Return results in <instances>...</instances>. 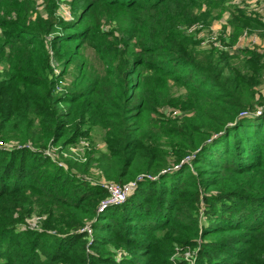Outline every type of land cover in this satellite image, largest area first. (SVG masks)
<instances>
[{"label":"trees","instance_id":"16d2710c","mask_svg":"<svg viewBox=\"0 0 264 264\" xmlns=\"http://www.w3.org/2000/svg\"><path fill=\"white\" fill-rule=\"evenodd\" d=\"M233 1L71 0L64 21L59 0H0V264H264V52L184 32L214 10L229 48L264 30ZM96 128L105 147L85 163L44 155ZM93 169L156 179L98 213Z\"/></svg>","mask_w":264,"mask_h":264},{"label":"rangeland","instance_id":"374dc122","mask_svg":"<svg viewBox=\"0 0 264 264\" xmlns=\"http://www.w3.org/2000/svg\"><path fill=\"white\" fill-rule=\"evenodd\" d=\"M35 2L37 3V5H39L38 10L39 12L42 9V6H40V4H42V0H35ZM71 2V0H59L58 3V13L59 16H61L64 21H71L73 19L72 16V12L69 6V3ZM246 5H243V2H241L240 0H234L232 2L233 5L237 6L238 8H244L245 10L248 12H251L252 14H258L259 16H261V18H264V0H246ZM227 6V5H226ZM230 6H227V8H229ZM226 8V7H224ZM226 8V9H227ZM231 10H233L232 7H230ZM211 17L212 19H208L207 20V24L204 23H200V22H196L191 26H199V28H194L192 33L188 32L187 28L186 30H184L185 34L189 37V39L191 38L192 40H196L199 44L198 47L199 49L202 47L201 44L202 42L206 41L207 42L211 39H213L214 37L217 39V42H219V38L226 37L229 44H231V34H233V29H231V27L228 25V19L230 18L229 12L228 11H224L222 13V16H218L217 15V11H213L211 13ZM244 33L247 35L246 37H244ZM264 33L263 30H258V29H254L252 31V33H248L247 31H243L239 34L236 42L233 44V46H231L232 48H230L231 53H237L238 52V48H250V49H254L257 48L259 49L261 52H264V35L262 34ZM263 35V36H262ZM229 36V37H228ZM220 43H222V41H220ZM225 44V43H222ZM202 49V48H201ZM83 60L86 62H91L92 65L94 64L95 66H97V63L95 62L96 57L94 56V52L90 49L86 50L83 53ZM56 65V64H54ZM58 73L61 71V68H56ZM69 73H74V66H71L69 68ZM64 83L65 86L67 84H69V82L72 80V75L71 74H65L64 75ZM172 84V94L174 96H180L185 94V91L182 88H178L175 87ZM263 86H260V89L262 90V92H264V88H261ZM164 112H169V110L164 109ZM175 114H179V112L177 110L173 111L172 116L175 117ZM91 144L88 140L86 139H80L78 140L73 146L77 147L75 152L81 157L83 158V160L78 161L76 160V156L74 157L72 155V153L70 152L68 154L67 158L64 159H71L74 162L77 163H85L87 161V154L94 151L95 153L102 151L105 147L104 142H103V131L99 128H96L94 130H92L91 132ZM84 142V143H81ZM56 149L54 148H49V150L46 151V154L51 155L54 154L57 158L63 153L61 150L59 151V155H56ZM65 153V152H64ZM63 153V154H64ZM63 154L61 156H63ZM53 157L52 160H55L56 157ZM59 160V159H58ZM91 180H94V182L92 183H102V182H106L105 178L103 176H101L99 174V172L96 169H93V174L90 176ZM112 182V181H109ZM27 226L31 229H37L38 225H37V220L36 218H31V219H27ZM90 235V234H89ZM92 235V233H91Z\"/></svg>","mask_w":264,"mask_h":264},{"label":"built area","instance_id":"2783aa9c","mask_svg":"<svg viewBox=\"0 0 264 264\" xmlns=\"http://www.w3.org/2000/svg\"><path fill=\"white\" fill-rule=\"evenodd\" d=\"M262 22L264 23V18H262ZM194 28H199V26H191L188 29V32L192 33ZM246 36L247 35L244 33V37H246ZM224 42H225V44L220 43V41L217 42V39L214 37L213 39L209 40L208 42H207V40L202 42L201 46L203 48H207L210 45H212L213 47L218 48L219 50H223V51L230 50V48L227 46L228 40H227L226 37L224 38ZM56 68H58L57 65H54V73L57 75L59 73H58ZM64 86H65V83L62 80H59L58 83H57V87H56L57 92L63 91ZM246 114L247 113H242V115H246ZM177 115L178 114H175V116H177ZM81 143H84V142H81ZM12 145H14V143H12ZM8 147H9V145L7 143L0 142V150L8 148ZM23 147L24 148H30L28 145H25V146L17 145L16 149H22ZM76 148L77 147H74V146L68 147L65 151H63V153L64 152L65 153L64 154L62 153L63 154L62 157L63 158H67L68 154L71 152L74 157L76 156V158H77L76 160H78V161L83 160L81 155L79 156L75 152ZM54 149H56V152H57L59 148L55 147ZM44 155L47 156V157H50L51 159H53V157L55 156L54 154L48 155V154H46V152L44 153ZM56 155H57V153H56ZM55 160H57V157H56ZM155 179H156V177H152V176L147 175V174H142V175H139L135 180H133L131 182H128V183H126L124 185H119V184H116V183H113V182H102V183L101 182L100 183L97 182V184H99L100 186H102L104 189L107 190V196H106V198H104L100 202V204H99V206L97 208V212L98 213H102L103 211H105L106 209H108L110 207L122 205L126 201L128 196L134 191V189L136 188V186H137V184L139 182L144 181V180H155ZM36 220L38 221V219H36ZM83 231H86V233L88 235L90 234L89 236H91V229H90L89 226H86L83 229Z\"/></svg>","mask_w":264,"mask_h":264}]
</instances>
